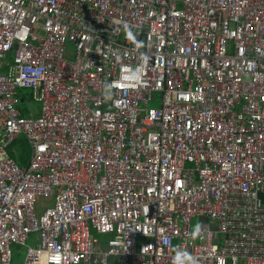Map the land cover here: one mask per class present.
<instances>
[{
    "label": "built area",
    "instance_id": "2783aa9c",
    "mask_svg": "<svg viewBox=\"0 0 264 264\" xmlns=\"http://www.w3.org/2000/svg\"><path fill=\"white\" fill-rule=\"evenodd\" d=\"M17 243L21 264H264V0H0V264Z\"/></svg>",
    "mask_w": 264,
    "mask_h": 264
},
{
    "label": "rangeland",
    "instance_id": "374dc122",
    "mask_svg": "<svg viewBox=\"0 0 264 264\" xmlns=\"http://www.w3.org/2000/svg\"><path fill=\"white\" fill-rule=\"evenodd\" d=\"M23 92L25 94H28L30 92V89H24ZM151 106H159V101H155L151 103ZM21 109H27L30 112L34 113H39L41 110V104L37 101H29L28 98L26 99L25 102L20 104ZM40 204L38 207H42L45 203L49 202V199H45L43 197L39 198ZM199 223L198 218H194L192 221V227L193 229L197 228V225ZM94 235L100 239V241L107 242L110 240L111 235L109 234H99V233H94ZM35 239L36 235L34 234L32 238L28 241L27 245L28 246H34L35 245ZM27 245H22V244H13L12 245V252H13V264H21L24 261L26 252H27Z\"/></svg>",
    "mask_w": 264,
    "mask_h": 264
},
{
    "label": "trees",
    "instance_id": "16d2710c",
    "mask_svg": "<svg viewBox=\"0 0 264 264\" xmlns=\"http://www.w3.org/2000/svg\"><path fill=\"white\" fill-rule=\"evenodd\" d=\"M23 92V91H22ZM9 152L22 166H27L31 158V147L24 135H21L10 147Z\"/></svg>",
    "mask_w": 264,
    "mask_h": 264
},
{
    "label": "crops",
    "instance_id": "0c3cea01",
    "mask_svg": "<svg viewBox=\"0 0 264 264\" xmlns=\"http://www.w3.org/2000/svg\"><path fill=\"white\" fill-rule=\"evenodd\" d=\"M29 94V93H28ZM28 94H25L24 92H22V96H23V99L24 98H28ZM26 100L24 99V102H25ZM27 110V109H26ZM28 112H30V111H28ZM25 114H27V112H25Z\"/></svg>",
    "mask_w": 264,
    "mask_h": 264
},
{
    "label": "water",
    "instance_id": "95a60500",
    "mask_svg": "<svg viewBox=\"0 0 264 264\" xmlns=\"http://www.w3.org/2000/svg\"><path fill=\"white\" fill-rule=\"evenodd\" d=\"M103 249L107 250L108 249V245L107 244H103Z\"/></svg>",
    "mask_w": 264,
    "mask_h": 264
}]
</instances>
